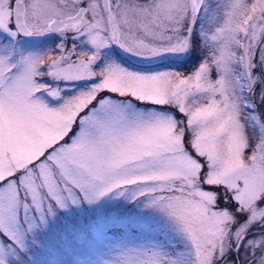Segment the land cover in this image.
Returning <instances> with one entry per match:
<instances>
[{
  "label": "snow or ice",
  "instance_id": "obj_1",
  "mask_svg": "<svg viewBox=\"0 0 264 264\" xmlns=\"http://www.w3.org/2000/svg\"><path fill=\"white\" fill-rule=\"evenodd\" d=\"M0 264H264V0H0Z\"/></svg>",
  "mask_w": 264,
  "mask_h": 264
}]
</instances>
